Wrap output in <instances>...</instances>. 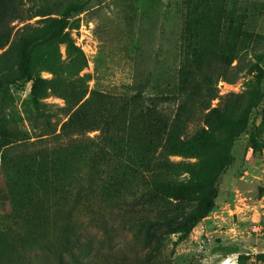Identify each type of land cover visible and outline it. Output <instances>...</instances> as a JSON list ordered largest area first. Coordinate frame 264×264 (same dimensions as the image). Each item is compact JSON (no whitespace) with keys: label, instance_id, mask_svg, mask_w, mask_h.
I'll list each match as a JSON object with an SVG mask.
<instances>
[{"label":"rangeland","instance_id":"1","mask_svg":"<svg viewBox=\"0 0 264 264\" xmlns=\"http://www.w3.org/2000/svg\"><path fill=\"white\" fill-rule=\"evenodd\" d=\"M203 10L195 15L193 33L203 32L207 19H218L219 27L210 30L220 29L226 41L230 28L238 27L243 66L259 62L264 68V0H218L210 12ZM65 15L66 40L46 42L34 51L36 77L50 82L44 97L34 101L32 82L24 83L20 69L25 52L32 41L49 35L46 19ZM5 20L7 29L2 28ZM188 20L185 0H0V76L17 81L5 90L6 98L0 96V232L8 245L27 251L24 264H261L253 256H239L264 252V97L254 111L255 123L235 142V159L220 176L215 207L187 238L171 235L161 248L117 210L105 207L73 220L80 247L58 262L46 247L58 244L62 234L47 218V202L37 200L41 185L35 180H23L21 188L8 185L12 171L2 155L13 158L67 143L76 134H61L62 123L86 99L93 100L89 108L97 113L101 102L112 107L99 93L119 95L140 82L174 93ZM255 82L256 74L243 70L233 82L221 79L218 87L221 94L237 95L230 104L242 107ZM203 127L202 121L189 123L187 148L193 150L188 153L209 143L195 140ZM252 132L262 145L257 151L251 147ZM99 133L97 128L84 136ZM171 159L196 161L190 154Z\"/></svg>","mask_w":264,"mask_h":264},{"label":"trees","instance_id":"2","mask_svg":"<svg viewBox=\"0 0 264 264\" xmlns=\"http://www.w3.org/2000/svg\"><path fill=\"white\" fill-rule=\"evenodd\" d=\"M216 2L185 0L189 20L174 93L155 91L144 82L128 86L119 95L99 93L112 107L107 109V103L101 102L97 113L92 112L89 106L93 100L86 99L62 123L61 134H76L67 143L13 158L2 155L7 170L12 171L8 185L21 188L23 180L41 185L37 200L47 202V218L62 234L58 244L46 247L58 262L79 249L80 231L72 225L82 214L93 215L111 207L161 248L171 235L187 238L215 207L220 176L235 159V142L255 123L254 111L264 97V68L259 62L243 66L246 54L240 28L231 27L226 41L220 29L210 30L219 27L218 19H207L209 26L203 32L191 30L195 15L203 9L210 12ZM46 20L49 35L32 41L20 67L24 83L32 82L34 101L50 88L49 80L34 73V51L49 41H65L69 26L67 15ZM2 28L7 29L6 20ZM234 61L237 64L233 65ZM243 70L255 73L256 82L245 92L247 102L240 107L230 104L238 96L221 94L218 82H233ZM15 82L13 77L0 76L1 98H6L5 90ZM216 99L219 102L213 105ZM199 121L204 127L197 130L195 140L209 143L197 153H188L193 150L187 148L188 125ZM97 128L100 133L96 138L84 136ZM250 143L254 151L262 146L256 132L250 134ZM179 154H190L196 161L171 159ZM44 213L40 210L36 223H42ZM2 235L0 232V264H24L27 251L8 245ZM251 256L264 264V252L240 255L239 259Z\"/></svg>","mask_w":264,"mask_h":264}]
</instances>
